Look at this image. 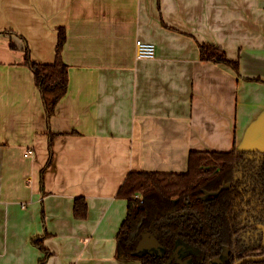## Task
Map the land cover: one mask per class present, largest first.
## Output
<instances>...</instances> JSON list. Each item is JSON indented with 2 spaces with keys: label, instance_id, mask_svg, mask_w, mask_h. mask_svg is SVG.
Wrapping results in <instances>:
<instances>
[{
  "label": "crops",
  "instance_id": "0c3cea01",
  "mask_svg": "<svg viewBox=\"0 0 264 264\" xmlns=\"http://www.w3.org/2000/svg\"><path fill=\"white\" fill-rule=\"evenodd\" d=\"M61 27L69 88L48 117L26 59L55 61ZM233 147L264 151V0H0V264H141L118 254L127 175Z\"/></svg>",
  "mask_w": 264,
  "mask_h": 264
},
{
  "label": "trees",
  "instance_id": "16d2710c",
  "mask_svg": "<svg viewBox=\"0 0 264 264\" xmlns=\"http://www.w3.org/2000/svg\"><path fill=\"white\" fill-rule=\"evenodd\" d=\"M66 40V29L61 27L53 62H35L29 56L26 59L48 117L69 88V66L62 57ZM199 48L201 59L225 63L238 71L239 62L229 59L222 47L201 43ZM208 191L217 194L206 198ZM118 196L128 200L127 216L117 233L118 254L124 260L168 264L183 243L198 247L206 255L203 263L195 259V264H209L225 247L229 264L245 256L264 255L260 226L264 225V151L236 147L228 151L192 150L187 171L133 170ZM88 211L87 199L77 196L75 216L86 218ZM144 232L155 234L161 247L139 251L137 245ZM32 241L44 245L43 236Z\"/></svg>",
  "mask_w": 264,
  "mask_h": 264
},
{
  "label": "flooded vegetation",
  "instance_id": "af4514ba",
  "mask_svg": "<svg viewBox=\"0 0 264 264\" xmlns=\"http://www.w3.org/2000/svg\"><path fill=\"white\" fill-rule=\"evenodd\" d=\"M228 184H226L227 186ZM217 192L216 191H208L205 195L206 198H211L214 195H216ZM261 228L263 229L262 225H260ZM155 235V234H154ZM156 236V235H155ZM157 237V236H156ZM159 240V239H158ZM160 241V240H159ZM161 243V242H160ZM263 243H264V229H263ZM264 245V244H263ZM180 247V248H179ZM227 248V247H225ZM145 250V249H144ZM224 253L229 254V250L227 249H223L221 251V254L218 256H215L214 258H212V260H209V264H212V262L214 264H229L230 263V259L229 256L224 255ZM225 257V259L223 258L222 261H216L215 258L217 257ZM254 256V255H252ZM247 257V256H245ZM182 259V261L188 260L190 258L191 262H193V264H195V259H197L200 263H203L206 259V255L202 253V251L197 247L195 248L194 246H192L189 243H183L179 246H177L176 250H175V254L170 258L169 263L168 264H181L182 262L179 261V259ZM244 258V257H243ZM242 259V258H241ZM240 260V259H239ZM237 262V261H236ZM235 264V263H234Z\"/></svg>",
  "mask_w": 264,
  "mask_h": 264
},
{
  "label": "water",
  "instance_id": "95a60500",
  "mask_svg": "<svg viewBox=\"0 0 264 264\" xmlns=\"http://www.w3.org/2000/svg\"><path fill=\"white\" fill-rule=\"evenodd\" d=\"M262 227L264 229V225H262ZM160 247H161L160 241L151 232H144L142 234V237L140 238V240L138 242V245H137V249L139 251L144 250V249L154 250V249H158ZM225 249H227V248H225ZM224 255L228 256L227 253H224ZM215 260L216 261H222L223 257H217V258H215ZM179 261L182 262L181 264H190L191 263V260L182 261L181 258L179 259ZM249 261H264V255L247 256V257H244V258L238 260L237 262H235V264H244V263L249 262ZM212 264H214V263L212 262Z\"/></svg>",
  "mask_w": 264,
  "mask_h": 264
},
{
  "label": "built area",
  "instance_id": "2783aa9c",
  "mask_svg": "<svg viewBox=\"0 0 264 264\" xmlns=\"http://www.w3.org/2000/svg\"><path fill=\"white\" fill-rule=\"evenodd\" d=\"M136 52L139 58L152 59L156 56L157 46L154 42L145 41L143 39H137L136 41ZM33 149H29L27 155H32ZM139 196V195H137Z\"/></svg>",
  "mask_w": 264,
  "mask_h": 264
},
{
  "label": "rangeland",
  "instance_id": "374dc122",
  "mask_svg": "<svg viewBox=\"0 0 264 264\" xmlns=\"http://www.w3.org/2000/svg\"><path fill=\"white\" fill-rule=\"evenodd\" d=\"M223 258H224V256H223ZM225 259V258H224ZM188 260H190V258L188 259ZM186 261V260H185ZM190 264H193V262H191Z\"/></svg>",
  "mask_w": 264,
  "mask_h": 264
}]
</instances>
